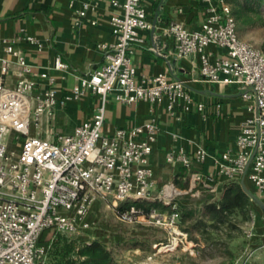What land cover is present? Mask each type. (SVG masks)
<instances>
[{"label":"built area","instance_id":"built-area-1","mask_svg":"<svg viewBox=\"0 0 264 264\" xmlns=\"http://www.w3.org/2000/svg\"><path fill=\"white\" fill-rule=\"evenodd\" d=\"M208 6L200 28L191 30L172 21L166 34L175 42L178 59H198L200 76L209 83L237 87L252 113L241 124L234 148L213 158L212 172H193L192 187L216 191L214 184L230 180L249 182L253 192L264 197V51L239 37L237 21L225 0H206ZM121 11L111 16L114 41L99 44L105 62L78 77L71 92L60 98L57 80L47 70L35 71L14 43L2 40L5 57H0V264H47L54 234L115 244V226L90 220L96 204L107 201L121 224L149 225L163 230L178 243L186 239L180 231L182 212L170 201L168 186L159 199L168 202L170 211L145 210L134 202L152 201L157 182L151 158L159 135L154 106L163 104L165 112H204L187 82L166 71L153 77L138 78L132 60L134 46L142 44V33L151 29L143 0H114ZM95 6L83 4L80 18ZM96 20H92L95 24ZM17 40L38 43L20 34ZM213 48L223 50L216 56ZM15 63L20 78L13 86L5 83ZM54 69L65 74L72 70L58 56ZM99 97L92 117L66 132L57 124L58 109L66 102L79 101L88 94ZM109 94L124 104L145 101L151 104L150 118L141 124L106 130ZM48 137L34 135L45 130ZM204 148L189 156L183 149L172 150L166 162L192 168L205 162ZM253 157V159H252ZM124 202L132 204L122 208ZM256 218L251 212L244 230L250 242L256 235ZM89 233V235H87ZM50 235L43 243V237ZM264 238V232L262 234ZM170 243V244H171ZM170 244H167L170 245ZM254 251L245 248L236 264H247Z\"/></svg>","mask_w":264,"mask_h":264},{"label":"crops","instance_id":"crops-1","mask_svg":"<svg viewBox=\"0 0 264 264\" xmlns=\"http://www.w3.org/2000/svg\"><path fill=\"white\" fill-rule=\"evenodd\" d=\"M113 1L0 0V57L6 56L2 40L11 41L33 65L35 71L47 70L56 77L58 96L63 98L78 84L79 76L88 74L105 62V50L101 49L99 44H110L114 41L110 18L121 11L113 5ZM225 1L230 5L232 12L236 5L245 3V0ZM86 2H91L95 8L80 18L78 12ZM217 2L218 0H212V3ZM143 3L152 27L142 33L144 42L134 46L132 60L137 77H153L166 71L171 77L185 80L194 97L206 105L202 113L178 111L176 116L168 115L163 104L154 106L159 135L151 158L157 182L151 202H159L167 207L163 211H170L171 206L159 199V195L164 186L173 184L174 186H168L170 201L176 204L181 212L183 206L187 205H194L199 210L206 201L215 200L221 194L224 182L214 184V192L203 187L196 190L192 187V174L212 172L213 158L235 147L241 124L252 114L248 109L250 102L243 100L237 87L221 86L204 80L199 73L198 59H178L174 55V39L166 34L168 24L179 21L191 30L200 28L208 6L206 0H143ZM92 20H96V23L92 24ZM20 34L32 36L38 43L17 40ZM213 51L216 56L223 55V50L219 48H213ZM58 56L69 64L71 74L64 75L54 69ZM19 72V67L13 63L5 79L6 85L13 86L20 78ZM99 104V97L91 93L79 101L66 102L58 109V126L66 132H71L74 126L90 119ZM150 109L151 104L148 102L124 104L115 100L113 94H109L106 130L113 131L116 128L141 124L150 118ZM33 134L48 137L46 127L42 132L33 131ZM201 148L207 151L208 157L203 163L195 161L192 168L166 162L167 154L172 150L183 149L192 157ZM249 186L252 190L250 183ZM261 199L264 202V197ZM95 212L117 223V227L114 225L117 230L114 243L119 241L123 226L110 204L100 200L89 216L90 220H94ZM251 212L257 221L256 235L250 242L244 238L243 249L250 248L254 251L247 264H264V210L253 202L247 224L251 220ZM184 234L187 244L204 242L202 230L195 232V236L199 238L197 243L189 240L187 234ZM164 238H170L166 232Z\"/></svg>","mask_w":264,"mask_h":264},{"label":"trees","instance_id":"trees-1","mask_svg":"<svg viewBox=\"0 0 264 264\" xmlns=\"http://www.w3.org/2000/svg\"><path fill=\"white\" fill-rule=\"evenodd\" d=\"M253 4L262 7L264 5V0H253ZM254 6L252 4L248 5L247 3L245 5L238 4L234 8L232 14L238 20V32H243L249 27H253L255 24L251 16H249V14L253 12L259 14V10H255ZM262 50L264 51V44ZM130 204H132V202H124L120 207L124 208ZM134 204L147 211L151 208L160 210L167 209L165 205L159 202L138 201L134 202ZM252 207L253 202L243 190L241 180L225 181L222 186L221 194L215 200L206 201L199 210L194 205L183 206L179 228L186 233L189 240L193 242H199V238L195 236V232L202 230L203 240L209 246L219 245L217 233L221 227L235 225V217L242 216L246 220H249V213ZM157 231L160 230L147 228V233L138 238H156L153 240L154 243H166L167 239L164 238V236L155 237ZM161 232H163V230H161ZM134 238L137 237L135 236ZM244 251L245 249H243L240 256ZM47 263L118 264L114 258L113 251L105 242L96 240L91 245H87L85 242L80 243L76 236L62 233H56L54 235L48 250Z\"/></svg>","mask_w":264,"mask_h":264},{"label":"rangeland","instance_id":"rangeland-1","mask_svg":"<svg viewBox=\"0 0 264 264\" xmlns=\"http://www.w3.org/2000/svg\"><path fill=\"white\" fill-rule=\"evenodd\" d=\"M244 2L243 5L247 4V2L248 5H255L253 0H245ZM254 8L259 10V14L253 12L249 16H251L255 24L253 27L239 32V37L262 50L264 44V5L262 7L255 5ZM236 21L238 23L237 19ZM246 184L250 188L247 181ZM94 215V219L97 218L99 221H104V223L108 224V227L112 226V224L117 225L112 219L99 216L100 213L95 212ZM234 220L235 225L222 226L218 231L217 239L219 240V245L215 246H209L205 241L191 245L190 243L187 244L186 239L178 243L177 238L172 243L171 238H168L166 243L156 244L153 242L156 238L138 237L144 236L147 233V228H158L140 224H122L123 232L120 240L114 245L110 243L107 245L113 251L114 258L118 264H236L241 252H243L244 238H246L244 230L248 228L247 221L249 220L242 216L235 217ZM135 236L137 238H134ZM163 236L164 233L161 230L155 233V237ZM77 239L80 243H84L86 238ZM46 241L47 234L43 237V243ZM167 244L170 245L167 246Z\"/></svg>","mask_w":264,"mask_h":264},{"label":"water","instance_id":"water-1","mask_svg":"<svg viewBox=\"0 0 264 264\" xmlns=\"http://www.w3.org/2000/svg\"><path fill=\"white\" fill-rule=\"evenodd\" d=\"M253 159V157H252ZM241 185L243 190L245 191V193L251 198L252 202H254L255 204H257L259 207H261L264 210V202L263 200L257 196L246 184L245 181V176H243L242 180H241Z\"/></svg>","mask_w":264,"mask_h":264}]
</instances>
